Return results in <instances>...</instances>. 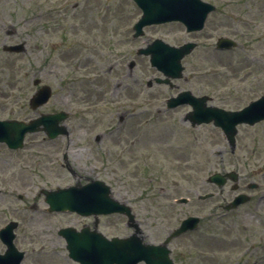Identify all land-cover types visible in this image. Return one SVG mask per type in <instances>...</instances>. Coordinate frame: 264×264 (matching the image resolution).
I'll list each match as a JSON object with an SVG mask.
<instances>
[{
  "label": "rangeland",
  "instance_id": "rangeland-1",
  "mask_svg": "<svg viewBox=\"0 0 264 264\" xmlns=\"http://www.w3.org/2000/svg\"><path fill=\"white\" fill-rule=\"evenodd\" d=\"M221 2L228 6L210 18V32L187 35L183 26L168 24L147 28L135 40L141 12L131 0H0V105L10 107L0 109V119L70 113L69 139L47 143L40 133L28 135L21 151L0 145V230L19 223L15 245L25 253L22 264H79L69 258L59 231L93 227L94 219L50 214L42 194L77 183L64 167L65 153L83 183L105 181L117 201L131 206L146 243L161 244L183 220L201 217L197 231L171 244L174 264H264V122L239 126L233 152L213 124L193 128L185 122L188 107L154 116L158 105L164 109L165 99L182 91L210 96L213 106L227 111L264 96V0ZM221 37L239 47L215 51ZM156 39L207 44L183 61L184 78L173 88L148 91L147 82L162 76L136 51ZM21 43L26 53L4 52ZM133 60L137 67L130 71ZM36 80L50 86L53 97L34 112L29 100ZM122 117L125 124H119ZM231 172L252 200L225 215L221 206L237 194L233 183L220 190L209 178ZM250 184L258 188L248 190ZM210 193L215 197L198 200ZM181 198L190 201L180 205ZM99 231L108 238L133 234L119 215L101 217Z\"/></svg>",
  "mask_w": 264,
  "mask_h": 264
},
{
  "label": "water",
  "instance_id": "water-1",
  "mask_svg": "<svg viewBox=\"0 0 264 264\" xmlns=\"http://www.w3.org/2000/svg\"><path fill=\"white\" fill-rule=\"evenodd\" d=\"M143 11V17L135 26L136 37L143 35V28L154 24L179 21L184 23L189 31L201 30L206 17L213 9L200 0H134ZM235 44L231 41L221 40L219 47L228 49ZM195 44H187L181 48L171 47L162 41H156L145 50H140V55L151 56V64L162 72L167 78H182V60L195 49ZM9 52H23V45L6 48ZM158 83H168L157 80ZM51 97V90L43 88L32 99L31 105L34 109L44 105ZM207 97L196 98L190 92L181 94L177 99H172L171 107L182 104H190L193 107L186 121H190L193 127L201 124L214 122L216 127L223 130L225 138L229 142L232 151L236 149L237 126L249 124L251 126L264 120V98L252 103L241 112H226L224 110L208 107ZM68 118L65 113L57 115H43L39 119L26 124L17 121H0V143H6L11 149L23 147V141L27 133L44 131L50 138H55L67 133L65 126H60ZM227 179L234 183L238 182V175L235 173L222 176L216 174L209 179V182L220 188L226 185ZM256 186L251 185L250 188ZM233 189H236L234 187ZM46 202L51 207L50 211L77 212L83 216L108 215L114 213L124 214L129 218V227L135 229V234L128 238H113L109 240L97 230L89 228L78 232L75 229H64L60 232L67 241V249L70 258L81 264H174L170 259L171 250L169 244L180 235L193 231L198 227L199 218L191 217L174 230L161 245H150L143 242L140 226L135 222L132 210L126 204H121L112 198V191L103 182H93L85 187H72L58 189L57 191L43 192ZM213 194L201 196L200 200H207ZM247 196H239L225 209L231 211L249 201ZM187 199L178 203L186 204ZM18 228L17 223H11L0 232L1 240L7 245L8 251L4 257H0V264H21L25 254L19 252L14 244L16 235L14 231Z\"/></svg>",
  "mask_w": 264,
  "mask_h": 264
},
{
  "label": "flooded vegetation",
  "instance_id": "flooded-vegetation-1",
  "mask_svg": "<svg viewBox=\"0 0 264 264\" xmlns=\"http://www.w3.org/2000/svg\"><path fill=\"white\" fill-rule=\"evenodd\" d=\"M215 6H216V13L217 12H220V3L219 2H217L216 4H215ZM219 30H220V27H219V25H217L216 26V28H215V31L218 33L219 32ZM214 31V32H215ZM216 34V33H215ZM209 38H212V37H209ZM25 45L27 46V44L25 43ZM146 88H147V90L149 91L150 89H152L153 87H148V84H146ZM172 88V87H171ZM167 101V100H166ZM165 101V102H166ZM9 107H7V106H0V109H3V110H5V109H8ZM159 109H161L160 107H159ZM163 111H161L160 110V112H159V115L161 116V113H162ZM159 115H157V116H159ZM69 137L70 136H68V137H66L67 139H69ZM101 141V140H100ZM99 143V142H98Z\"/></svg>",
  "mask_w": 264,
  "mask_h": 264
}]
</instances>
